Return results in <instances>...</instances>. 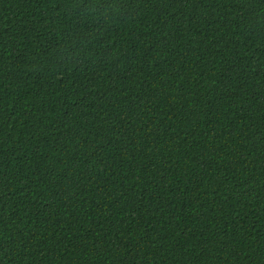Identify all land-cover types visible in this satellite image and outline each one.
I'll return each mask as SVG.
<instances>
[{
    "label": "trees",
    "instance_id": "trees-1",
    "mask_svg": "<svg viewBox=\"0 0 264 264\" xmlns=\"http://www.w3.org/2000/svg\"><path fill=\"white\" fill-rule=\"evenodd\" d=\"M0 264H264V0H0Z\"/></svg>",
    "mask_w": 264,
    "mask_h": 264
}]
</instances>
